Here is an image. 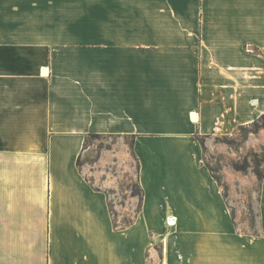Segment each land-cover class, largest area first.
Returning <instances> with one entry per match:
<instances>
[{"label": "crops", "instance_id": "0c3cea01", "mask_svg": "<svg viewBox=\"0 0 264 264\" xmlns=\"http://www.w3.org/2000/svg\"><path fill=\"white\" fill-rule=\"evenodd\" d=\"M58 1L0 0V264H264V180L255 234L197 139L210 146L249 121L248 70L264 54L204 20L193 39H112L104 25L97 41L88 29L59 39ZM147 1L182 14L194 0ZM243 1L241 30L264 51V0ZM253 103L264 112L263 91ZM92 133L134 139L144 199L139 211L127 200L128 225L115 224L99 177L105 154L94 181L77 164Z\"/></svg>", "mask_w": 264, "mask_h": 264}, {"label": "rangeland", "instance_id": "374dc122", "mask_svg": "<svg viewBox=\"0 0 264 264\" xmlns=\"http://www.w3.org/2000/svg\"><path fill=\"white\" fill-rule=\"evenodd\" d=\"M262 1L260 0V3ZM201 2V0L192 1L189 10H184L182 14H179L175 8H156L152 5V2L147 0H59L58 10H62L64 13L67 10L66 15L58 17L59 28H62L59 39L68 40L72 36L77 41L81 36V31L88 29L90 40L97 41L98 30L101 27L103 28V25L106 26L107 32L110 29L112 39L116 36V39L146 41L147 39H153V37L155 39L157 36L172 39L173 37L185 35L193 39L195 37L194 28H197L204 20L214 30L220 32H224L226 26L233 27L235 40L241 41L245 50L256 54H264V51L258 45V35L248 34L241 30L240 15L243 12V0H204V8ZM252 6L251 1L250 8ZM227 11H233L234 16L226 17ZM161 26H165L166 29L164 30L166 32H161L163 30ZM64 28L67 32H64ZM147 28L150 32L147 31ZM72 29L74 30L73 33H71ZM183 31L190 32L184 33ZM255 58L254 60L251 58L248 70L251 100L249 121L235 128L232 134L235 139L234 144L224 142L226 136L218 134L210 140L211 145L206 146L204 149L205 163L211 166L215 174H220L224 181L225 178L231 181L233 189L236 190V193H234L235 200L242 201L245 204V213L239 217L238 225L242 230L253 233L259 231L258 213L253 208L254 204H252L257 201L256 189L253 188H256L258 180L253 171V164H251L247 173H243L233 168L232 161L242 162L246 157L250 161L252 151L259 153L264 151V128L258 133L249 134L245 129L248 124L264 113H253L252 110L255 106L253 100L257 98L260 91L264 92V57L257 56ZM234 68L235 86L237 87L241 85V81L237 80V74L240 71L238 66ZM262 120L263 118H260L259 122H262ZM153 133H155L153 134L155 136L160 135L156 131ZM126 141L130 144H127L125 139L118 136L89 135L85 151L80 158V167H85L87 177L94 181L93 169L95 163L102 154H105V160L99 167V177L100 180L103 179L102 177L111 180V186L107 188L108 196L115 224L118 226H125V223H127L125 221L133 216V212L126 209L127 200L130 197H135L137 201L140 200L139 196H133L131 191L133 187L138 190L139 161L131 154L129 146L133 145L132 140L128 138ZM104 162L106 163L104 164ZM262 166L264 168V162Z\"/></svg>", "mask_w": 264, "mask_h": 264}, {"label": "trees", "instance_id": "16d2710c", "mask_svg": "<svg viewBox=\"0 0 264 264\" xmlns=\"http://www.w3.org/2000/svg\"><path fill=\"white\" fill-rule=\"evenodd\" d=\"M263 118L262 122H259V119ZM264 128V113L256 120L252 121L250 124H248V127H246V132L247 134L249 133H258L261 129ZM90 135H101V134H97V133H93ZM226 139L224 140V142L226 143H231L234 144L235 143V139L232 137V135H225ZM88 138V137H87ZM197 139L200 141L203 149H205L206 145H205V141L203 138L197 136ZM134 139L132 140L133 143ZM87 144V139L85 141V147ZM250 157L251 160L249 161V159L246 157L243 159L242 162H239L237 160L232 161V166L235 170L243 172V173H247L249 168L251 167V164H253V171L256 175V177L258 178V180H264V168L262 166V163L264 162V151L262 153H259L257 151H252L250 153ZM80 158H78L77 160V164L80 165ZM206 166L209 168V170L211 171L212 176L217 180V182L223 187V191H224V195L228 197L229 195V185L223 180L222 176H220V174H215L214 170L211 168L210 165H208L207 163H205ZM138 190L136 188L133 187L132 191V195L133 196H139L140 200H139V204L137 207V210L139 211L141 209L142 206V202L144 199V191L143 188L141 186V184H138ZM233 215H235V212L233 211ZM133 221V216L128 220L125 221L127 223H125V225L130 224ZM258 232H256L255 234H257Z\"/></svg>", "mask_w": 264, "mask_h": 264}, {"label": "built area", "instance_id": "2783aa9c", "mask_svg": "<svg viewBox=\"0 0 264 264\" xmlns=\"http://www.w3.org/2000/svg\"><path fill=\"white\" fill-rule=\"evenodd\" d=\"M173 219H176L175 217H173ZM172 223H174V222H170V220H169V224H172Z\"/></svg>", "mask_w": 264, "mask_h": 264}, {"label": "bare ground", "instance_id": "6f19581e", "mask_svg": "<svg viewBox=\"0 0 264 264\" xmlns=\"http://www.w3.org/2000/svg\"><path fill=\"white\" fill-rule=\"evenodd\" d=\"M171 220V219H170ZM173 222V221H172ZM173 224V223H172Z\"/></svg>", "mask_w": 264, "mask_h": 264}]
</instances>
